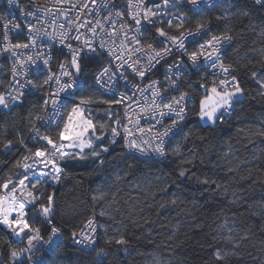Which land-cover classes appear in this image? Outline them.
<instances>
[{"label":"snow or ice","instance_id":"1","mask_svg":"<svg viewBox=\"0 0 264 264\" xmlns=\"http://www.w3.org/2000/svg\"><path fill=\"white\" fill-rule=\"evenodd\" d=\"M7 3L20 16H0L6 20L0 23V114L24 110L28 129L27 137L15 128L0 134V157L15 168L0 175V235L9 236L0 256L7 255V264H112V248L128 251L120 209L93 208L79 225L76 215L60 212L57 219L59 186L68 170L105 169L116 145L126 150L129 170L178 159L174 178L160 189L175 198L161 209L184 202L177 195L182 185H195L205 201L231 196L229 205L243 202L215 172L198 167L204 156L195 142L206 143L205 133L239 119L250 99L264 103V48L253 49L256 60L234 55L239 34L232 24L247 18L248 31L255 32L251 18L257 13L264 38V0H52L51 6L29 0L27 8L23 0ZM251 131L239 128L237 135ZM230 139L212 169L232 163L237 150ZM5 167L8 161L0 159V172ZM93 192V205L105 200L102 187ZM209 235L206 264H232L249 240L227 218Z\"/></svg>","mask_w":264,"mask_h":264},{"label":"trees","instance_id":"2","mask_svg":"<svg viewBox=\"0 0 264 264\" xmlns=\"http://www.w3.org/2000/svg\"><path fill=\"white\" fill-rule=\"evenodd\" d=\"M258 14L253 13L252 22L257 25L255 32L248 31L249 19L237 17L232 21L236 44L233 54L243 57L247 55L253 60L259 59L253 49L264 48V38L259 36L260 27ZM249 87L255 85L249 82ZM38 95V94H37ZM27 107V105L25 106ZM239 119L229 120L218 127L215 132L205 133L208 136L206 143L196 141L198 150L204 156V162H197L198 167L205 171L215 172V178L230 185V190L236 191L243 202L229 205L227 198L217 197L215 201H205L196 186L191 185L177 195L183 200L175 206L169 205L161 209L159 205L165 200L173 199L165 196L160 189L170 184L174 178L173 170L179 163L178 159L169 156L162 164L148 169L143 164H137L127 169L125 161L128 159L126 150L116 145L108 155V166L105 169L77 167L68 170V179L59 186V205L57 219L60 212L76 215L75 223L80 224L91 214L93 208L99 212L102 205H111L113 209H120L123 213L122 231L130 241L127 252L123 249L112 248L109 260L112 264H206L209 246L206 241L210 233L223 224L225 218L229 222L236 221L238 229H244L249 240L241 251V258H232V264H262L264 262V135L259 130L264 127V103L258 99H250L243 106ZM102 112V109H97ZM27 113L16 109L13 114H0V134L7 128L11 134L13 128L27 137L28 129L22 117ZM7 122V123H5ZM245 128L252 131L245 136L237 135V129ZM257 134H252V133ZM237 150L235 158L224 169H212L219 155L227 151L224 145L229 140ZM191 148V145H189ZM8 161V167L3 168L0 175L14 172V161L7 156L0 157ZM175 161V163L173 162ZM227 167H234V172H228ZM106 181V182H105ZM97 187L106 192L104 201L93 205L91 195ZM175 191V189H173ZM198 203L194 205L192 200ZM82 214V215H80ZM105 218H101L104 220ZM199 222L205 227L203 230L195 225ZM70 231L66 233L69 253H73ZM174 234V235H173ZM47 235V233H45ZM169 237H172L169 239ZM5 234L0 235V244L7 247ZM106 251L108 248L103 243ZM7 264V255L0 256Z\"/></svg>","mask_w":264,"mask_h":264},{"label":"built area","instance_id":"3","mask_svg":"<svg viewBox=\"0 0 264 264\" xmlns=\"http://www.w3.org/2000/svg\"><path fill=\"white\" fill-rule=\"evenodd\" d=\"M39 2L42 4H45L46 6H51L52 4V0H39ZM85 2H88V0H85ZM23 6L26 8L29 7L30 6L29 0H23ZM89 11H91V9H89ZM104 14L105 13H101V15H104ZM0 16L6 17L7 19H10V20H15L17 17L20 16V13L14 10L11 5H8L7 0H0ZM87 18L92 19V16H88ZM3 22H6V20H0V23H3ZM2 62H3V58L0 57V63ZM159 71L162 72L163 68H160ZM41 131H44V130L41 129ZM5 236L8 237V240H9V236L6 233H5ZM46 238H47V235H45V239ZM13 246L16 248H19V247H22L23 245L16 243ZM41 251H43V249Z\"/></svg>","mask_w":264,"mask_h":264}]
</instances>
